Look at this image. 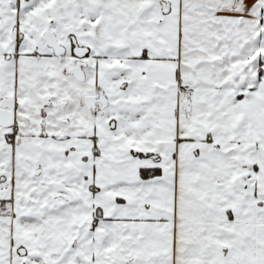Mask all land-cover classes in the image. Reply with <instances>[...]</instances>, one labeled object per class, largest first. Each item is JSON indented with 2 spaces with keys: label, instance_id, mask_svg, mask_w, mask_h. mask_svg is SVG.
I'll return each instance as SVG.
<instances>
[{
  "label": "snow or ice",
  "instance_id": "6c2138e0",
  "mask_svg": "<svg viewBox=\"0 0 264 264\" xmlns=\"http://www.w3.org/2000/svg\"><path fill=\"white\" fill-rule=\"evenodd\" d=\"M0 264H264V0H0Z\"/></svg>",
  "mask_w": 264,
  "mask_h": 264
}]
</instances>
